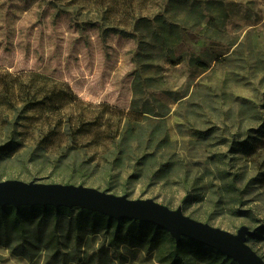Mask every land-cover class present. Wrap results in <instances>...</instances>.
Returning <instances> with one entry per match:
<instances>
[{
  "label": "rangeland",
  "instance_id": "obj_1",
  "mask_svg": "<svg viewBox=\"0 0 264 264\" xmlns=\"http://www.w3.org/2000/svg\"><path fill=\"white\" fill-rule=\"evenodd\" d=\"M39 3L0 0V145L16 143L0 175L27 161L20 180L50 183L48 161L75 158L98 170L84 184L105 190L115 163L112 194L182 208L186 181L185 215L231 233L264 223V0H159L150 28L126 33ZM78 218L0 232V264H160Z\"/></svg>",
  "mask_w": 264,
  "mask_h": 264
},
{
  "label": "trees",
  "instance_id": "obj_2",
  "mask_svg": "<svg viewBox=\"0 0 264 264\" xmlns=\"http://www.w3.org/2000/svg\"><path fill=\"white\" fill-rule=\"evenodd\" d=\"M35 9H45V13L56 11L60 15L67 16L69 20L82 16L88 18L87 21H91L89 18L97 21L101 20L110 26L112 32L117 33H126L130 30L137 31L142 26L150 28L151 22L159 18V0H40ZM202 136H205V134ZM124 142L125 139L117 145L115 151H118V148ZM15 144L14 140H9L0 145V164L9 162L7 154L15 148ZM230 146L232 152H244L242 149L246 148V143L234 142ZM67 151L72 150L68 149ZM9 163H14V160ZM116 166L115 163H111L110 168H103L104 172H101L105 173V175H102V180L105 183V190L103 191L105 192H110L113 188L106 177L117 169L118 166ZM119 166L118 170L122 168L125 172L131 170V174L135 172L132 166L127 168H125V165ZM28 167L29 163L22 161L13 171L0 175V180H20L18 177ZM46 168L50 169V173L43 175L42 179L50 180V183L60 184L85 185L87 177L92 178L94 174L98 173L97 168L89 166V163L85 161L77 162L75 158L68 159L67 157H59L48 161ZM168 171L170 169L163 172L167 174ZM39 175L40 173L32 175L30 181L38 182L37 177ZM120 176L119 174L117 177ZM150 176L151 180L153 179L155 183H158L161 180L168 179L169 175L167 174L163 178L155 177V175ZM135 178L137 179V177ZM221 179L225 180L226 177H221ZM182 182H185L181 184L185 192L181 200L182 210L184 211L189 206L190 193L186 181ZM228 184L232 185V188L230 185L227 186L228 188H234L233 181ZM123 193L128 197L126 190ZM73 210L51 206L19 207L17 209L12 206H5L0 208V232L9 231L23 236L42 215H45V218L53 216V213L71 216ZM76 210L79 217L77 222L82 221L81 229L89 227L108 231L111 245L127 242L156 250L160 264H236L222 253L194 240L182 237L176 243L167 231L154 224L127 219L115 220L99 213L81 209ZM36 227L39 228V224ZM253 229H255V234L247 239V243L264 260V254L255 248L258 244L264 246V223L258 222ZM250 243H253V245Z\"/></svg>",
  "mask_w": 264,
  "mask_h": 264
},
{
  "label": "water",
  "instance_id": "obj_3",
  "mask_svg": "<svg viewBox=\"0 0 264 264\" xmlns=\"http://www.w3.org/2000/svg\"><path fill=\"white\" fill-rule=\"evenodd\" d=\"M5 206L81 209L115 220H136L154 224L167 231L176 243L182 237L204 244L236 264H264L247 239L255 229L240 226L235 233L213 227L184 214L181 207L170 209L153 199H129L95 187L74 184L0 180V208Z\"/></svg>",
  "mask_w": 264,
  "mask_h": 264
}]
</instances>
